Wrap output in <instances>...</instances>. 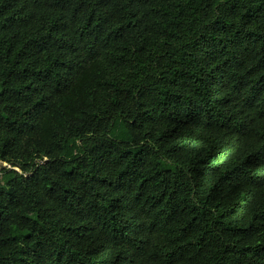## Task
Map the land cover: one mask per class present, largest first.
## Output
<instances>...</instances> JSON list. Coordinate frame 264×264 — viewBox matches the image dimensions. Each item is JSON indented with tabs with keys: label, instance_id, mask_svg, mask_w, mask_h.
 <instances>
[{
	"label": "trees",
	"instance_id": "1",
	"mask_svg": "<svg viewBox=\"0 0 264 264\" xmlns=\"http://www.w3.org/2000/svg\"><path fill=\"white\" fill-rule=\"evenodd\" d=\"M2 163L0 264H264V0H0Z\"/></svg>",
	"mask_w": 264,
	"mask_h": 264
},
{
	"label": "rangeland",
	"instance_id": "2",
	"mask_svg": "<svg viewBox=\"0 0 264 264\" xmlns=\"http://www.w3.org/2000/svg\"><path fill=\"white\" fill-rule=\"evenodd\" d=\"M115 138L118 140L126 139L125 134L120 124L117 125V131L115 134ZM20 173L21 171L19 169H13L7 164H3V163L0 164V184L6 185L8 182L13 180Z\"/></svg>",
	"mask_w": 264,
	"mask_h": 264
}]
</instances>
